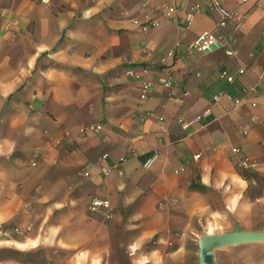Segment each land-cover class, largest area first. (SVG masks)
Listing matches in <instances>:
<instances>
[{"label":"crops","instance_id":"1","mask_svg":"<svg viewBox=\"0 0 264 264\" xmlns=\"http://www.w3.org/2000/svg\"><path fill=\"white\" fill-rule=\"evenodd\" d=\"M196 1L0 0V228L19 229L0 234V264L103 257L118 230L137 255L222 212L264 225V0H219L243 15L240 30L227 23L235 57L190 50L215 20L188 24ZM207 108L202 126L179 121ZM89 124L102 127L81 134ZM121 160V173L102 172ZM93 197L111 216L88 209ZM239 245L216 249V264H264V247Z\"/></svg>","mask_w":264,"mask_h":264},{"label":"rangeland","instance_id":"2","mask_svg":"<svg viewBox=\"0 0 264 264\" xmlns=\"http://www.w3.org/2000/svg\"><path fill=\"white\" fill-rule=\"evenodd\" d=\"M239 224L232 215L226 212L220 215L209 216L203 215L194 218L188 228L185 230H177L170 235L165 242L159 241V235L145 241L138 250V254L131 256L130 252H134V247L127 245L129 234L127 232H117L115 240L112 241L110 247L103 252L104 256H95L94 251H90L91 257L85 250L77 251L76 264H199L198 262V240L204 234H214L233 231L235 226ZM245 230H256L264 228V225L242 226ZM246 245H259L264 247V242L256 244L242 243L239 247ZM181 247L175 254L174 250ZM8 253L0 251V258L7 256ZM144 263H140L145 261Z\"/></svg>","mask_w":264,"mask_h":264},{"label":"built area","instance_id":"3","mask_svg":"<svg viewBox=\"0 0 264 264\" xmlns=\"http://www.w3.org/2000/svg\"><path fill=\"white\" fill-rule=\"evenodd\" d=\"M43 3H47L50 0H39ZM242 2L248 1V0H241ZM172 9L170 10V12ZM197 12H203V13H214L215 14V20H214V27L211 30H205L199 33L194 40L190 43L189 48L190 50H194L197 52H209L215 48H224L226 55L229 57H235L237 53L236 45L234 44V40L232 39V36L227 30V23L230 19L236 18V23L234 25V28L236 30H240L242 26V18L243 15L237 13L235 10H229L225 8L219 0H198L194 2L188 9V11L185 14V19L187 23L189 24ZM145 28V27H144ZM126 74L128 75H135L137 74V67H130L126 69ZM245 72L244 67H239L237 70L238 74H242ZM221 76L225 77L227 81L233 82L234 75L229 74L227 70L223 69L221 71ZM262 80H264V75H262ZM166 86H170L172 83L170 80H164L163 81ZM255 86H250L246 92H254ZM224 95L222 93L216 94L213 96V101L218 102L221 98V96ZM227 96V95H226ZM228 98H230L233 101V107L238 108L241 107L245 101L243 98L240 99H233L230 95H228ZM253 104V103H252ZM212 113L210 108L205 109L201 113L195 115L190 120H184L179 119L183 127H188L190 125L198 124L199 126L204 125L209 119H211ZM100 124H89L84 125L80 127L79 132L81 134H86L88 132H96L101 129ZM238 149L235 148L234 152H237ZM34 158L37 157V152H34ZM107 154H104L102 157L105 159L107 158ZM199 155H195V157H198ZM156 158V154L152 155L151 157L147 158L144 162L143 166L144 168H149L153 164L154 160ZM123 160L105 166L102 168V172L104 174L110 173L114 169H118V171L121 173L122 170L119 169V165ZM240 164L247 165L246 159H242ZM86 174V173H84ZM88 209L91 212H101L106 217L111 216V203L108 199H103L99 197H93L90 199V202L88 204ZM19 229L17 227H2L0 228V234H8L9 232H16Z\"/></svg>","mask_w":264,"mask_h":264},{"label":"water","instance_id":"4","mask_svg":"<svg viewBox=\"0 0 264 264\" xmlns=\"http://www.w3.org/2000/svg\"><path fill=\"white\" fill-rule=\"evenodd\" d=\"M264 242V228L245 230L240 224L233 231L204 234L198 240L199 264H216L214 251L216 249L242 243Z\"/></svg>","mask_w":264,"mask_h":264}]
</instances>
